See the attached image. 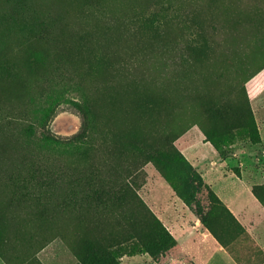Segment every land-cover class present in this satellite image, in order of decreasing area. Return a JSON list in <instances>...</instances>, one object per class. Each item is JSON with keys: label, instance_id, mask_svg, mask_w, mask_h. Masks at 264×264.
Returning a JSON list of instances; mask_svg holds the SVG:
<instances>
[{"label": "rangeland", "instance_id": "374dc122", "mask_svg": "<svg viewBox=\"0 0 264 264\" xmlns=\"http://www.w3.org/2000/svg\"><path fill=\"white\" fill-rule=\"evenodd\" d=\"M0 122V264H161L174 202L242 256L181 145L264 207V0H0Z\"/></svg>", "mask_w": 264, "mask_h": 264}, {"label": "crops", "instance_id": "0c3cea01", "mask_svg": "<svg viewBox=\"0 0 264 264\" xmlns=\"http://www.w3.org/2000/svg\"><path fill=\"white\" fill-rule=\"evenodd\" d=\"M181 145L185 157L224 207L245 230L251 240L247 255L232 256L208 228L186 206L174 202L155 210V214L176 242L171 252L162 257L161 264H264V207L249 186L235 176L225 160L206 142H192V136ZM208 157H211L210 159Z\"/></svg>", "mask_w": 264, "mask_h": 264}, {"label": "trees", "instance_id": "16d2710c", "mask_svg": "<svg viewBox=\"0 0 264 264\" xmlns=\"http://www.w3.org/2000/svg\"><path fill=\"white\" fill-rule=\"evenodd\" d=\"M82 110V109H81ZM82 116H83V127H82V130H81V134H84V133H86V132H88V121H87V117H86V111L83 109L82 110ZM4 120V118L1 120V122ZM1 122H0V124H1ZM84 136V135H83ZM205 139L207 140V141H210L212 144L214 143V141L210 138V135L208 134V133H205ZM169 142V140L167 141V143ZM186 164L189 166V169H190V171H189V174H190V176L192 177V181H196V182H198V184H201V182L200 181H202V179H201V177H200V175L198 174V173H196L195 171H191V169H192V167H191V165L190 164H188L187 162H186ZM203 182V181H202ZM199 186V185H198ZM212 195H213V197H214V199L216 200V201H219L220 202V200L218 199V197L212 192ZM224 209L226 210V212H228L227 211V209L224 207ZM204 223V222H203ZM211 232H212V230H211Z\"/></svg>", "mask_w": 264, "mask_h": 264}]
</instances>
